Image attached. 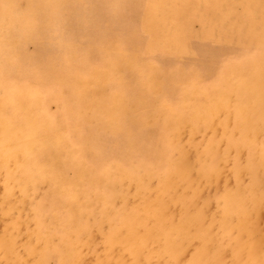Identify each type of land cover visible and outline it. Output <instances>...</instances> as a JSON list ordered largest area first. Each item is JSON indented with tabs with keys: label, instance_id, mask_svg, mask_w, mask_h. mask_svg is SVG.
<instances>
[{
	"label": "rangeland",
	"instance_id": "1",
	"mask_svg": "<svg viewBox=\"0 0 264 264\" xmlns=\"http://www.w3.org/2000/svg\"><path fill=\"white\" fill-rule=\"evenodd\" d=\"M27 3L28 0L21 1L17 8L21 14L13 18L20 32L10 39L8 54L19 57L15 70L22 77L14 100L10 106L5 103V112L23 118L24 114L17 110V98L24 99L29 86L36 87V82L42 85L43 96L39 98L33 93L29 105L37 103L42 125L50 128L52 134L46 146L35 147L34 151L38 152L40 164L48 165L54 172L61 168L63 178L55 174L37 183L31 191L27 218H41V226L57 231L60 238L66 236L67 228L59 226L63 221L93 225L101 217L98 196L104 189L108 197L114 195L113 187L105 186L106 178L95 182L91 176L80 173L69 146L64 148L66 144L59 141L62 133H66L68 141L78 139L89 149L86 159L96 161L97 179L102 177L100 171L107 159L157 163L164 148L174 149L167 136V123L173 120L167 106L179 110L192 88L197 91L192 104H204L206 93L221 83L225 85L230 78L250 83L254 59L264 60V0H37L38 14L32 24L28 23ZM17 41L20 48L16 51ZM134 63L139 69L132 68ZM100 69L112 70L107 90L124 91L126 99L134 101L131 109L118 116L120 127L108 129L101 122L94 126L79 114L97 102L102 110L113 104L109 103V96L97 94L101 85L89 87L82 82L85 76L94 79L93 72ZM153 73L161 78L159 87L151 81ZM247 86V92H252V86ZM98 117L105 119L104 113ZM74 128H79L80 134ZM203 134L198 130L197 138H203ZM94 142H99V153L93 148ZM75 183L83 195H90L87 207L74 196ZM207 193L211 195L210 211L214 212L215 191L211 188ZM195 211H184L180 228H176L175 221L167 231L166 220L159 219V227L157 221L144 222L146 218L138 207L131 206L112 215L113 229L109 235L116 240L119 229L137 230L143 225L142 238L148 239L154 231L160 234V229L166 228L163 237L159 236L165 238L160 249L170 252L181 238L182 227L199 219L200 212ZM12 237L0 241V264H31L24 261L29 249L17 251ZM62 245V240H56L50 248L49 264L58 263L56 248ZM193 253L201 261L206 258L203 246ZM189 256L187 252L183 258ZM226 257L228 260L227 253L225 260Z\"/></svg>",
	"mask_w": 264,
	"mask_h": 264
},
{
	"label": "bare ground",
	"instance_id": "2",
	"mask_svg": "<svg viewBox=\"0 0 264 264\" xmlns=\"http://www.w3.org/2000/svg\"><path fill=\"white\" fill-rule=\"evenodd\" d=\"M21 1L0 0V241L13 236L17 251L29 249L24 261L31 264H49L48 251L56 240L63 241L62 247L56 248V264H264V220L260 221L264 218V66L261 65L264 60L254 59L250 83L238 77L230 78L225 85L221 83L206 93L204 104H192L197 92L192 88L179 110L167 106L173 116L167 123V136L174 149L164 148L157 163L107 159L102 170L98 167L102 177L97 179L96 161L86 159L89 149L79 144L78 139L68 141L66 133H62L59 141L66 144L64 148L69 146L72 161L80 173L91 176L95 182L106 178L105 186H112L114 192H109L114 195L108 197L104 189L98 196L101 217L93 225L63 221L59 226L67 228L64 238L57 231L53 233L51 228L41 226V218L34 221L27 218L31 191L37 183L55 174L61 180L63 176L59 172L61 168L54 172L48 165L40 164L38 152L34 151L35 147L46 146L52 134L50 128L42 125L43 118L38 114L42 112L36 111L37 103L29 105L33 93L39 98L43 96L42 85L36 82V87L29 86L24 99L17 98V110L24 114L23 118L5 112V103L10 106L14 100L22 77L15 70V65L20 64L19 57L8 54L10 39L20 32L13 18L21 14L17 11ZM25 9L28 23L32 24L38 14L37 0H28ZM15 43L19 45L18 41ZM131 66L139 69L136 63ZM111 72L95 70L94 79L85 76L82 82L89 87L101 85L97 94L109 96V103L113 104L102 110L97 102L90 110L79 111L85 122L94 126L106 123L108 129L120 127L118 116L131 109L130 104L134 105L132 99H126L124 91L107 90ZM151 81L159 87V74L153 73ZM248 84L252 92H247ZM99 113H104L105 119H99ZM66 123L70 126L68 120ZM74 130L80 134L79 128ZM198 130L204 132L201 139L197 138ZM97 144L94 142L93 148L98 152ZM78 186L73 185L74 196L83 202L80 205L87 207L90 195H83ZM211 188L215 191L214 212L210 211L211 195L207 193ZM131 206L138 207L141 216L146 218L144 222L157 221L159 227V219L166 220L167 231L175 221H178L176 228H180L184 211L196 210L200 216L182 227L178 244L172 251L164 252L160 248L164 245L162 234L166 228L160 229V234L154 231L148 239L142 238L143 225L137 230L119 229L116 240L110 238L112 215ZM84 233L90 235L83 237ZM199 246L206 249L203 261L193 253ZM187 252L190 256L184 259ZM226 253L228 260L227 257L225 260Z\"/></svg>",
	"mask_w": 264,
	"mask_h": 264
}]
</instances>
